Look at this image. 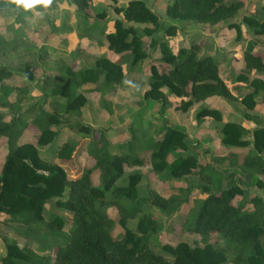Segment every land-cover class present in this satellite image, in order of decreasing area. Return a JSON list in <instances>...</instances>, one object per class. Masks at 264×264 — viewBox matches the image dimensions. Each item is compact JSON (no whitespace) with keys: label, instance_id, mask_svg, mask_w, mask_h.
Listing matches in <instances>:
<instances>
[{"label":"trees","instance_id":"trees-1","mask_svg":"<svg viewBox=\"0 0 264 264\" xmlns=\"http://www.w3.org/2000/svg\"><path fill=\"white\" fill-rule=\"evenodd\" d=\"M95 0H70L73 7L87 13ZM116 4V0H112ZM7 0H0V12ZM246 0H172L166 7V16L175 21H185L215 25L225 23L228 28H235L240 36L239 25L232 21L245 4ZM113 10L120 15L112 21L113 29L105 34L100 44L115 54L131 56L135 64L147 56L142 48V34L153 36L161 28V16L149 8L144 0H129L125 6L115 5ZM34 9L41 11L42 6ZM98 17H105L101 12ZM247 26H260L256 34H264V20L242 15ZM11 29L0 27V34ZM177 27L172 24L163 29L167 36L176 34ZM154 40H152L153 42ZM23 41L15 38L0 41V52L16 49ZM243 55V68L233 73V80L245 82L249 90L242 95L234 86L221 77L215 58L210 53L196 55V46L180 48L177 52L165 39L159 42L162 69L151 63L149 88L143 97L147 101H160L164 105L165 93L162 88L176 97H186L179 108L185 111L193 102L203 101L212 96L225 97L238 101L253 110L258 102L256 96L264 91V51L253 49L249 43ZM56 74L47 77L43 84L44 100L51 96L65 98V103L58 104L53 110L43 105L23 108V86L12 87L4 83L15 71L0 64V140L5 139L7 153L0 171V214L9 221L27 226L23 232L27 237L46 240L44 253L19 246L15 241L5 243V254L0 264H222L227 260V252L234 255L232 264H264V199L260 193L250 196L249 201L255 208L244 211L243 205L234 202L237 195L243 194L245 187L240 181L245 172L252 174L264 171V125L253 129L252 139L244 137L242 127L234 121L223 123L219 132L223 144L231 151L226 157L212 156L214 161L227 159L230 167L226 174L227 186L222 187L221 171L206 161L198 153L190 151L186 143L187 134L181 128L164 121L161 139L151 147L144 146L141 135L133 134L119 144L120 152L113 154L112 146L103 129L94 130L89 137L88 156L92 160L90 167H84L81 173L69 178L64 163H72L78 153V143L67 140L62 143L56 156L60 164H51L43 160L37 147L51 144L58 130L53 126L64 124L76 118L85 96L79 91L83 84L96 83L101 77L102 91L119 83L124 75V65L120 58L113 60L104 55L95 60L92 67L75 69L62 65L55 69ZM23 72L26 71L24 66ZM254 72V73H252ZM19 93L12 98V92ZM160 114H162V111ZM198 118L210 116L221 120L218 109L202 108ZM8 118V119H7ZM30 127L37 130L34 142L18 143L22 134ZM83 132L91 131L89 125L78 123ZM252 143V149L245 147ZM142 148L139 150V147ZM204 155L209 154L205 149ZM149 156L155 172L167 170L169 177H181L190 173H202L213 185L200 187L204 198L197 207L191 231L207 239L211 234L222 237L225 242H205L190 247L186 242L178 241L175 245H162V250L172 256L167 260L154 252L147 245L149 233L154 231L156 223L144 215L142 208L152 203L157 208L172 212L180 201L172 197H162L156 192L152 196H138L137 184L141 173L132 172L117 185L116 180L123 173V165L141 164L142 158ZM98 172L97 183L92 181V173ZM258 189H264V181L257 179ZM65 187L68 188L64 195ZM259 192V191H258ZM53 198L56 208H63L71 214L68 225L65 218L52 212L47 219L44 207ZM116 210L118 219L108 212ZM138 217L136 228L126 226L128 219ZM121 227L119 234H114L116 227ZM44 227V237L33 235L34 230ZM49 241V242H48ZM44 242V241H43ZM228 261V260H227Z\"/></svg>","mask_w":264,"mask_h":264},{"label":"rangeland","instance_id":"rangeland-1","mask_svg":"<svg viewBox=\"0 0 264 264\" xmlns=\"http://www.w3.org/2000/svg\"><path fill=\"white\" fill-rule=\"evenodd\" d=\"M41 6V11L36 9L24 11L23 8H17L10 0H7L0 12V27H11L0 34V41L15 38L23 41L16 49L0 52V64L7 65L15 71V74L6 79L4 83L12 87L20 85L26 90L23 95V108L35 104V106L43 105L44 108L53 110L58 104L65 103V98L58 95L45 100L43 96L44 80L56 74L55 69L62 65H70L75 69L88 68L95 64L98 57L104 55L113 60L120 58L124 65L123 78L114 87L102 91L101 77L96 83L89 82L80 87L79 91L85 96V102L81 105L78 116L76 118L73 116L64 124L53 126L58 133L52 143L37 147L43 160L51 164H60L56 156L59 146L67 140H75L79 145V154L74 157L71 165L70 163L61 164L68 177L74 178L81 173L82 168L92 165L87 149L89 137L92 134L97 135L94 130L103 129L112 144L111 153L118 154L121 151L119 144L133 134L141 135L143 145L152 147L161 139L160 132L166 121L169 125L185 131L188 136L185 141L190 146L189 150L198 153L206 161L208 167L213 165L224 171V175L221 176L224 180L222 187L227 186L229 178L226 172L230 167V162L227 159L214 161L212 156L226 157L230 153L231 149L224 146L219 130L226 120H232L236 124L241 123L242 115H244L243 106L238 101L212 96L203 101L193 102L183 111L179 105L182 100H186V97H176L168 93L166 88H162L165 93L164 105L160 101L145 100L143 94L149 88L151 63L157 65L159 70L164 66L160 60L159 42L165 39L176 52L180 48L189 49L195 45L197 56L210 53L218 64L221 77L225 78L230 86H237L239 94L242 95L245 82L234 81L232 75L234 72L241 71L242 55L249 48V43L254 42L253 48L264 51V34L254 32V30H260V26H247L242 21V15L255 17L260 22L264 20V0H257V3L246 1L239 12L233 16L232 21L239 25L240 36L238 38L236 29L228 28L225 23L194 24L171 21L166 18L153 36L143 35L142 28H140L143 39L142 48L147 56L135 64L132 63L131 56L122 57L125 53L115 54L109 51L105 44L99 43L105 39V34L113 29V19L118 18L113 11L114 3L111 0H95L87 13L77 11L70 0H53L50 6ZM101 12H104L106 16L98 17L97 14ZM157 13L165 14L161 9H158ZM172 24L177 27L176 34L165 35L163 29ZM24 66L29 74L23 72ZM17 95L19 93L12 92V98ZM202 108L218 109L222 119L216 120L210 116L198 118L196 115ZM4 110L6 108H0V111ZM261 114L263 115V112ZM79 122L89 125L92 130L88 132L79 130L77 127ZM36 132L35 128L30 127L22 134L18 143L34 142L32 140ZM141 148L142 146L139 150ZM205 149L209 150L206 156L203 153ZM6 153L7 143L5 139H2L0 140V171ZM123 170L122 175L116 180L117 185L125 183L124 179L129 173L139 172L141 179L137 184L138 196L147 195L149 197L154 191L162 197H172L180 201L172 212L161 210L149 202L143 206L144 215L156 223L155 230L149 233L146 241L154 252L171 260L172 256L162 250V245H175L178 241H183L193 247L205 242H225L216 234H211L204 239L201 235L191 231L197 207L204 198V193L199 192L200 187L207 185L209 189L214 190L212 183L202 173H190L177 178L169 177L167 170L153 171L149 156L143 157L141 164H124ZM254 173L263 174L259 170ZM97 179L98 172L95 171L92 173L93 183H97ZM251 184L252 182L250 185H243L246 187L243 194L234 198L235 203L243 205L244 211L250 210L247 206L253 207L252 210L255 208L248 198L258 191H249ZM67 191L68 188L65 187L64 195ZM260 191L264 193V189ZM55 200L56 198H53L45 205V218L47 219L50 213L55 212L64 217L65 224L68 225L71 221V214L63 208H56L53 204ZM108 214L115 220L118 219L115 209L111 208ZM137 221L138 217L128 219L126 226L134 229ZM26 230H28L27 226L9 221L6 216L0 214V258L5 254V243L11 241L42 253L48 250L46 240L23 235ZM32 232L33 235H41L43 238L47 231L41 227ZM120 232L121 227L117 225L114 234L117 235ZM226 254L228 261L222 264H232L229 259L234 253L230 250Z\"/></svg>","mask_w":264,"mask_h":264},{"label":"crops","instance_id":"crops-1","mask_svg":"<svg viewBox=\"0 0 264 264\" xmlns=\"http://www.w3.org/2000/svg\"><path fill=\"white\" fill-rule=\"evenodd\" d=\"M128 1L129 0H116V4L115 3L114 4L115 5H119V6H125ZM144 1H145L146 5L149 8H151L153 11H155L157 13L158 9L164 10V12H165L167 5L172 0H144ZM246 1H248L250 3H254V2L257 3V0H246ZM115 14L118 16V18H120L119 14H117V13H115ZM158 14L161 16V18H162L161 20L162 21L165 20L166 18H167V20H169V18L166 16V13L164 15L161 14V13H158ZM170 20L173 21L172 19H170ZM179 22H182V21H179ZM192 23H194V22H192ZM194 24H202V23H194ZM254 46H255V44H254ZM253 49H257V48H253ZM257 50H260V49H257ZM241 68H243V67H241ZM234 87L238 89L237 86H234ZM242 90L244 91L243 93H245V92H247L249 90V88L247 87L246 83H245L244 87H242ZM256 98H257L258 102H257V104H256V106H255V108L253 110H250V109L246 108L244 105H242L240 103L243 106L242 109H243L244 115H242L241 123H237L238 125H241L243 127L242 128L243 136L247 137L250 140L252 139L253 129L258 127V126L264 125V91H262V92L260 91L257 94ZM261 111L263 112V115L261 114L262 113ZM226 121H232V120H226ZM244 131H247V132H244ZM245 148L252 149V143L249 146L245 147ZM263 158H264V154H263ZM255 172H257V171H255ZM245 173H247V172H245ZM260 173H263V174L262 175H257L256 173H252V174L247 173L246 176L244 174L243 179L241 181L245 182L246 185H250V182H252L253 185L251 184V187L249 188L250 189L249 191H251V190L259 191L258 193H260L261 196L264 199V193L261 192L260 189H258V187H257V185L255 183L257 179H260V180L264 181V171L261 170ZM254 175H255V177H254ZM223 181L224 180H222V182ZM241 181H240L241 185L242 186L245 185ZM248 199H250V197ZM247 208L250 209L249 211H251L253 209V207H249V206H247Z\"/></svg>","mask_w":264,"mask_h":264},{"label":"clouds","instance_id":"clouds-1","mask_svg":"<svg viewBox=\"0 0 264 264\" xmlns=\"http://www.w3.org/2000/svg\"><path fill=\"white\" fill-rule=\"evenodd\" d=\"M10 2L16 5L17 8H23L24 11H29L38 5L48 7L52 4L53 0H10Z\"/></svg>","mask_w":264,"mask_h":264}]
</instances>
